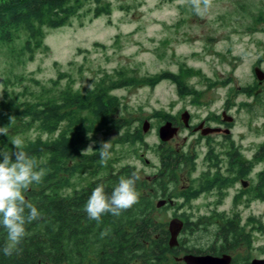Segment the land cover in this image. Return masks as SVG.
Segmentation results:
<instances>
[{"label": "trees", "instance_id": "1", "mask_svg": "<svg viewBox=\"0 0 264 264\" xmlns=\"http://www.w3.org/2000/svg\"><path fill=\"white\" fill-rule=\"evenodd\" d=\"M112 10L111 0H0V46L9 45L12 52L18 49L17 56H23L22 60L32 59L35 51L45 46L48 28L66 25L84 11L99 16ZM118 74L119 78L96 81L86 91L75 87L73 78L69 79L64 71L48 81L10 70L5 74L0 127L7 126L8 136L0 135V149L14 150L11 140L20 136L28 154L36 157L48 173L40 184H33L24 193L42 218L26 225L29 235L20 245L19 255L7 257L0 252V264H182L170 259L169 252L179 246H171L167 222L146 212L144 194H139V203L128 210L130 213L122 212L118 217L107 214L100 224L90 220L84 211L95 187L102 184L108 194L112 191L114 159L102 166L99 149L84 154L82 151L94 134L109 131L118 122L113 116L122 105L121 97L113 92L122 79V71ZM185 75L183 72L171 77L186 84ZM65 77L67 83L63 84ZM183 90L180 84V91L186 92ZM10 117H15L11 123ZM31 129L38 131L35 137L27 134ZM261 160L264 161V141L250 163ZM86 170L90 176L81 174ZM97 175L101 178L90 179ZM83 180L86 185L70 196L68 187ZM210 221L212 218H206L201 223L206 228ZM191 223L186 218L183 227ZM105 230H109L108 234L101 238ZM236 231L241 233L233 219L226 218L225 226L214 234L226 241ZM6 239V231L0 228V248ZM231 264H243L242 256L238 255Z\"/></svg>", "mask_w": 264, "mask_h": 264}, {"label": "rangeland", "instance_id": "2", "mask_svg": "<svg viewBox=\"0 0 264 264\" xmlns=\"http://www.w3.org/2000/svg\"><path fill=\"white\" fill-rule=\"evenodd\" d=\"M111 1L109 14L95 16L84 11L66 25L48 28L45 46L37 49L32 59L22 60L18 49L12 52L11 46L1 45L0 98L9 70L42 81L64 71L75 87L84 91L98 80L119 78L118 71H122L121 82L113 88L122 101L113 115L118 122L97 139L108 142L109 151L117 147L132 157L133 152L144 149V143L131 130L151 117L157 121L155 115L163 111L167 98L178 96L171 74L186 72V81L200 90L194 96H198L195 104L201 111L221 106L223 101L228 104L229 112L237 118L235 128L244 129L246 153L251 154L264 139V107L254 99L256 104L249 110L244 101L252 99L244 84L259 80L255 66L264 69V0H213L202 15L184 0ZM166 72L161 78L153 77ZM62 80L67 83V77ZM27 134L35 137L38 131L31 129ZM153 137L154 131L148 138ZM253 208L264 210V203ZM214 230L195 231L192 242L215 239ZM238 251L251 256L260 253L244 247Z\"/></svg>", "mask_w": 264, "mask_h": 264}, {"label": "flooded vegetation", "instance_id": "3", "mask_svg": "<svg viewBox=\"0 0 264 264\" xmlns=\"http://www.w3.org/2000/svg\"><path fill=\"white\" fill-rule=\"evenodd\" d=\"M256 67L262 68L255 66V72ZM173 83L178 96L167 98L163 111L155 115L158 116L157 121L151 117L142 121L141 125L137 123L136 128L131 130L135 137L141 138L144 149L133 152L132 157L120 152L117 147L111 149L115 164L111 189L114 190L121 178L138 176L136 190L145 195L146 212L156 218L170 217L168 221L162 219L167 222L169 239L171 219L179 218L183 222H186V218L190 219L191 225L184 228L183 223L179 230L177 243L170 244L179 246L169 252L170 259L186 264L182 257L187 253H230L232 261L240 255L243 264H252L253 258H264V210L256 211L253 208L258 202L264 203V161L253 165L250 161L264 139L251 154H247L244 129L235 128L237 118L229 112L225 101L221 106L206 107L205 111H201L195 104L198 96H194L200 90L189 82L182 84L174 79ZM180 84L187 88L188 93L180 91ZM258 88L260 91L256 90ZM244 90L252 99L244 101L249 110H252L249 104H256L254 99L258 106L264 107V78L245 83ZM178 103L182 104L177 107ZM162 125H167L173 131L167 138L161 136ZM152 131L155 137L149 139ZM103 132L94 134L83 150L92 145L94 151L90 153L97 151L103 142L97 138ZM73 157L75 159L77 156ZM136 161L143 162V165L138 166ZM81 174L91 175L88 170ZM98 178L101 176L90 177L93 180ZM83 185H86V180L71 184L68 187L69 195L78 194L76 192ZM161 201L163 203L160 204ZM123 213L130 212L126 210ZM206 218H212V222L205 228L206 225L201 222ZM226 218H232L241 233L236 231L226 241L216 234V238L207 243L201 240L192 242L191 234L197 230L214 227V231L220 232ZM181 240L184 241L182 244ZM241 247L247 250L253 248V251L258 249L260 253L251 256L248 252L243 255L238 251Z\"/></svg>", "mask_w": 264, "mask_h": 264}, {"label": "clouds", "instance_id": "4", "mask_svg": "<svg viewBox=\"0 0 264 264\" xmlns=\"http://www.w3.org/2000/svg\"><path fill=\"white\" fill-rule=\"evenodd\" d=\"M196 14L202 15L212 7L213 0H184ZM10 123L15 117H10ZM0 135L8 136V128L0 127ZM12 151L0 149V228L6 231L7 239L0 248L5 256L19 255L20 245L29 235L26 225L42 218L41 212L31 202L26 200L24 193L33 184H40L47 175L48 169L41 167L36 157L30 156L25 150V140L16 136L11 140ZM108 142H101L99 163L106 166L111 159ZM94 151L89 145L85 152ZM138 176L121 178L114 190L108 194L104 185L100 184L92 191L84 211L90 220L102 223V217L111 214L120 216L122 212L131 209L139 203V193L136 190ZM109 230L101 232V238Z\"/></svg>", "mask_w": 264, "mask_h": 264}, {"label": "water", "instance_id": "5", "mask_svg": "<svg viewBox=\"0 0 264 264\" xmlns=\"http://www.w3.org/2000/svg\"><path fill=\"white\" fill-rule=\"evenodd\" d=\"M256 73L260 79L264 78V70L262 68L256 67ZM160 133L163 138L169 137L173 131L167 127V125H162L160 127ZM163 203L162 201L160 204ZM183 221L179 218H173L170 220V230L171 239L170 243H177V235L181 227L183 226ZM186 264H230L232 262V255L230 253H223L221 255H216L212 253L205 254H195L187 253L182 257ZM252 264H264V258H253Z\"/></svg>", "mask_w": 264, "mask_h": 264}]
</instances>
